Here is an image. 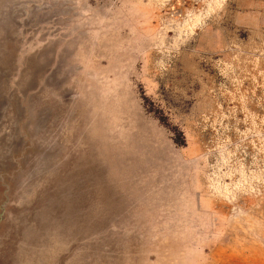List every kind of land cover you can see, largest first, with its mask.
Instances as JSON below:
<instances>
[{
	"label": "rangeland",
	"instance_id": "374dc122",
	"mask_svg": "<svg viewBox=\"0 0 264 264\" xmlns=\"http://www.w3.org/2000/svg\"><path fill=\"white\" fill-rule=\"evenodd\" d=\"M0 264H264V0H0Z\"/></svg>",
	"mask_w": 264,
	"mask_h": 264
}]
</instances>
